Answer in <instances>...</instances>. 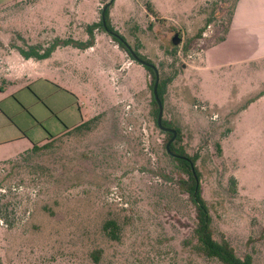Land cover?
<instances>
[{"label":"rangeland","instance_id":"1","mask_svg":"<svg viewBox=\"0 0 264 264\" xmlns=\"http://www.w3.org/2000/svg\"><path fill=\"white\" fill-rule=\"evenodd\" d=\"M109 1L0 0V264H94L97 248L100 264H217L189 244L195 210L167 163L154 78L99 24ZM106 9L165 82L162 119L179 131L175 146L197 154L213 227L264 264V0ZM95 23L90 47L17 51L85 42ZM92 117V130L25 154ZM109 217L123 223L119 242L101 233Z\"/></svg>","mask_w":264,"mask_h":264},{"label":"trees","instance_id":"2","mask_svg":"<svg viewBox=\"0 0 264 264\" xmlns=\"http://www.w3.org/2000/svg\"><path fill=\"white\" fill-rule=\"evenodd\" d=\"M146 9L148 12H151V7L146 4ZM102 25V28L105 31H108L111 35L113 40L117 42V44L124 49L127 53L130 54L132 59L134 57L131 55V52L127 48V44L125 39L117 34L113 30V28L109 24V17H108V9L104 12V19L101 20L99 23ZM92 26L89 28V34L91 36L93 29ZM222 39V38H221ZM68 43L74 44L78 48L84 49L93 45V37L89 38L85 42L78 41L73 42L71 40L68 41H57L52 44L50 48L44 49L42 46H30L28 49L25 48H17V51L23 58H45L58 46L65 45ZM133 51V50H132ZM138 57L150 62L149 60L145 59L141 54L137 51H133ZM151 63V62H150ZM153 64V63H152ZM154 65V64H153ZM155 66V65H154ZM147 71H149L152 77L155 80V73L152 68L143 66ZM165 86L164 81L158 80L157 92L160 101H163V87ZM153 88V87H152ZM152 103L155 106V111H158V105L155 101L154 96L152 95ZM158 114V112H157ZM98 117H92L87 120H81L78 124L73 125L71 127H66V129L57 135L49 134L47 140L40 144L39 142H34L32 147L25 153V154H37L39 152L52 150L54 145V141L56 138L60 137L65 133H71L74 131L84 130L89 131L95 126L96 119ZM161 124L163 127L173 128L166 120H161ZM156 125L158 128L159 125L157 123L156 118ZM176 130V139L180 138V134L178 133L177 128H173ZM169 134V139L172 137V132L165 131ZM172 141L168 149L164 147V153L168 159V164L171 165L172 171L177 174V182L179 189L182 192H185L189 196V201L195 210V225L191 232V239L189 244L195 249V251L201 255H204L207 259L211 261H215L217 264H255L253 256L251 254H245L244 256H239L236 251L234 250L232 244L227 239L224 233L215 230L213 227V219L210 207L207 201L204 199L202 192H201V185H200V172L196 165L197 161V154L188 155L182 147H176L175 141ZM123 223L120 222L117 218L109 217L105 218L100 225V230L102 235L106 238V240L111 242H119L122 234H123ZM102 253L103 248H97L90 251L89 256L94 264H100L102 260Z\"/></svg>","mask_w":264,"mask_h":264},{"label":"water","instance_id":"3","mask_svg":"<svg viewBox=\"0 0 264 264\" xmlns=\"http://www.w3.org/2000/svg\"><path fill=\"white\" fill-rule=\"evenodd\" d=\"M110 2H112V0H110L109 3H110ZM109 3H106V4L103 6V8H102V18H103V15H104V11H105V9L107 8V6H108ZM173 41H175L174 38H173ZM127 48L129 49V51L131 52V55L134 57V59H135L137 62H139V63H140L141 65H143V66H147V67L152 68L153 71H154V73H155V80H154V83H153V96H154L155 101H156V103H157V105H158L157 123H158L160 129H162V130H164V131H170V132H172V137H171V138L168 140V142L166 143V147H167V149H168L169 144H170V143L175 139V137H176V130H174L173 128H166V127H163L162 124H161V120H162V104H161V101H160V99H159L158 92H157V86H158V80H159L158 71H157L156 67H155L152 63H150V62H148V61H146V60H144V59L138 57V56L132 51V49H131L128 45H127Z\"/></svg>","mask_w":264,"mask_h":264}]
</instances>
